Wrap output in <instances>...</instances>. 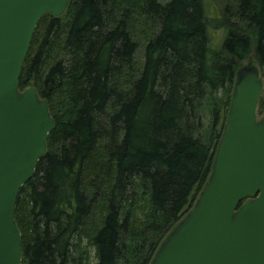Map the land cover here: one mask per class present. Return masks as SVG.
Masks as SVG:
<instances>
[{
  "label": "trees",
  "instance_id": "trees-1",
  "mask_svg": "<svg viewBox=\"0 0 264 264\" xmlns=\"http://www.w3.org/2000/svg\"><path fill=\"white\" fill-rule=\"evenodd\" d=\"M67 5L40 17L18 80L55 120L15 201L21 264H149L210 177L252 54L264 89V0L224 1L211 59L203 0Z\"/></svg>",
  "mask_w": 264,
  "mask_h": 264
},
{
  "label": "water",
  "instance_id": "water-1",
  "mask_svg": "<svg viewBox=\"0 0 264 264\" xmlns=\"http://www.w3.org/2000/svg\"><path fill=\"white\" fill-rule=\"evenodd\" d=\"M69 0H0V264H21L14 208L55 126L36 89L18 87L40 17ZM254 67L235 75L211 174L194 207L162 241L149 264H264V116Z\"/></svg>",
  "mask_w": 264,
  "mask_h": 264
},
{
  "label": "rangeland",
  "instance_id": "rangeland-1",
  "mask_svg": "<svg viewBox=\"0 0 264 264\" xmlns=\"http://www.w3.org/2000/svg\"><path fill=\"white\" fill-rule=\"evenodd\" d=\"M224 1L225 0H203L204 11L206 12L207 33H208V45H209L208 56L210 59L216 58L217 53L221 49V45H222L221 42L226 35V29L221 24L222 22L220 20V16H221V10L220 9H221L222 5L224 4ZM142 51H143V48L138 47V50L136 53V59H138L139 62L142 61ZM238 66L239 67H238L237 72L246 66L254 67L259 72V66L257 65L256 59H255L253 54L250 56L249 59L241 61ZM263 92H264V89L262 90L261 93L263 94ZM260 118H262V116L257 114V119H260ZM198 198H199V196H198ZM195 202H194V204H195ZM187 214L188 213H186L182 217L181 220H183Z\"/></svg>",
  "mask_w": 264,
  "mask_h": 264
}]
</instances>
